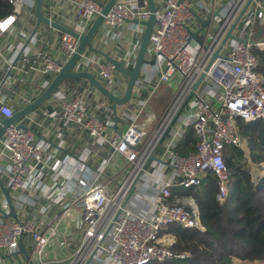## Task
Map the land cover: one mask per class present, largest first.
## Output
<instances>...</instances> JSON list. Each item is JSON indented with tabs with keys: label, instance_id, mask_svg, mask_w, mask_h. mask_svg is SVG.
I'll use <instances>...</instances> for the list:
<instances>
[{
	"label": "built area",
	"instance_id": "obj_1",
	"mask_svg": "<svg viewBox=\"0 0 264 264\" xmlns=\"http://www.w3.org/2000/svg\"><path fill=\"white\" fill-rule=\"evenodd\" d=\"M57 1L43 0L48 7ZM61 1L74 7L79 18L74 30L80 34L103 4ZM7 2L11 12L0 17V37L22 16L33 15L34 0ZM246 2L225 0L223 7L211 11L194 39L191 32L196 30L188 23L195 17L191 0H161L132 98L119 114L105 97L88 102L55 91L52 96L62 100L60 111H44L43 118L81 128L94 145L93 153L82 152L74 159L62 154L61 143L43 134L37 137L28 115L5 127L0 137V264H150L190 257L172 250L175 238L167 231L169 225L204 228L197 201L187 190L213 174L219 189L216 198L225 201L231 176L224 152L227 145L242 148L243 143L237 122L264 120V78L255 53L264 51V0H251L236 22ZM149 14L146 0H118L101 26L111 30L145 21ZM142 32L143 26L136 23L138 43L117 58L125 68L134 62ZM59 44L63 61L47 52L32 54L30 46L19 42L15 49L20 65L10 58L6 74L14 68L22 72L26 64L23 73L55 76L76 52L78 40L62 32ZM72 70L90 72L115 95H123L119 88L126 83L118 78L125 77L123 73L92 51L85 50ZM49 83L41 81L40 92ZM5 84L0 79V121L15 112ZM162 93L168 100L154 111V99ZM189 131L196 139L194 152L179 154ZM102 152L105 156L100 158ZM91 160L97 163L93 182L81 188L69 175L71 162L83 170ZM261 168L255 183L264 176V164ZM67 247L71 252H62Z\"/></svg>",
	"mask_w": 264,
	"mask_h": 264
},
{
	"label": "crops",
	"instance_id": "obj_2",
	"mask_svg": "<svg viewBox=\"0 0 264 264\" xmlns=\"http://www.w3.org/2000/svg\"><path fill=\"white\" fill-rule=\"evenodd\" d=\"M97 1L99 3H104L106 0ZM117 1L118 0H116V2ZM160 1L161 0H155V4L158 5ZM191 2L192 7H194L195 17L188 23L190 27L193 29L195 28L196 31L202 26L203 22L207 20L212 10L216 12L225 5V0H191ZM55 5V7H48L47 4L42 2L43 14L51 20L57 21L71 29H76L79 18L74 7L67 2L64 5L61 0H58ZM32 13L33 15L28 17L22 16V21H16L11 30L0 37V79H5L6 81L4 91L7 92L8 95L10 93L9 103L14 107V111L25 106L41 94V81L49 79L50 82L54 77L47 73L42 74L34 70L23 73L24 69H28V65L26 64H24V66L22 64V72L14 68L9 74H6V61L10 58L13 57L15 59L16 66L20 65V58H18V54H16V45L22 42L24 45L30 46L32 54L47 52L57 61L65 60V56L59 44V37L62 32L44 23L36 27L34 8L32 9ZM135 29V22H126L124 25L112 28L111 30L101 26L92 39V45L95 49V51L92 52L99 55L100 59L103 60H106V58L100 52L107 54L113 59L119 58L124 54L123 51L138 43L139 34L136 35L134 33ZM31 40L34 42H31ZM131 67L132 65H128L126 69H131ZM123 75L125 77L121 75L118 78L120 80H125L126 83L127 76L125 74ZM102 83L104 82L102 81ZM119 89L123 90L124 86L121 84ZM11 90L13 93H11ZM34 91L35 95L32 96ZM55 91L66 94L68 98L79 96L84 101L88 102H94L95 100L104 98L85 79L65 80ZM130 100L125 104L117 105L115 113L119 114L121 111L127 109ZM61 104L62 100L57 98L56 95H53L40 107L28 114L32 119L31 127L36 132L37 137L39 138L41 134H43L48 141L52 143H61L60 150L62 154L69 153L73 159L82 152L93 153L95 151L94 145L87 133L81 128L69 124L66 125L59 119L43 118L44 111L54 110L59 112ZM118 106L121 107L119 110ZM37 123H39L40 126H38ZM103 156H105V152L99 155L100 158ZM96 160L97 159H94V161ZM94 161L91 160L90 162H86L83 170L75 167L77 165L75 161L71 162L73 166L69 171V175L71 180L81 188H86L93 182L95 175L94 169L97 166V163Z\"/></svg>",
	"mask_w": 264,
	"mask_h": 264
},
{
	"label": "trees",
	"instance_id": "obj_3",
	"mask_svg": "<svg viewBox=\"0 0 264 264\" xmlns=\"http://www.w3.org/2000/svg\"><path fill=\"white\" fill-rule=\"evenodd\" d=\"M11 12L7 0H0V17ZM258 72L264 78V51L255 50ZM240 136L247 140L250 154L264 164V120L251 123L237 122ZM196 142L189 131L186 142L177 152L186 155L194 152ZM261 150L262 153L257 152ZM225 164L231 182L227 199L220 202L217 178L209 174L198 186L187 192L196 199L203 230L169 225L167 231L175 238L172 250L188 252V259L152 261L150 264H234L235 259L246 262H264V176L254 182L250 175L244 150L227 145Z\"/></svg>",
	"mask_w": 264,
	"mask_h": 264
},
{
	"label": "water",
	"instance_id": "obj_4",
	"mask_svg": "<svg viewBox=\"0 0 264 264\" xmlns=\"http://www.w3.org/2000/svg\"><path fill=\"white\" fill-rule=\"evenodd\" d=\"M148 5V10L150 12L149 17L145 21H137L134 20L135 23H139L143 26V32L141 35V39L139 41V45L136 51V55L134 58V62L132 64L131 69H126L123 64L117 60L113 59L112 57L108 56L107 54H104L100 52L107 61L111 62L114 65V68L117 72L123 73L127 76L126 84L124 87L123 95L118 96L115 95L113 92L108 90L104 84L92 73L87 71H73L72 68L75 64V62L78 60L79 56L85 51H95L93 45H92V39L96 32L99 30V28L102 25V21L104 18V15L109 11V9L112 7V5L116 2V0H106L102 4V8L100 13L97 15V17L93 20L92 24L88 28V30L85 33H78L74 29H71L70 27H67L61 23H58L57 21L49 19L47 16H45L42 12V2L43 0H34V13L36 16V27L44 23L46 25L52 26L55 29L68 33L72 36H74L78 40V46L76 49V52L71 55V57L62 65L61 70L55 74V76L51 79L48 86L41 92L40 95H38L35 99H33L31 102L26 104L25 106L17 109L13 116L11 118H4L0 121V137L2 136V133L6 126H8L11 123L18 122L21 118L28 115L30 112L35 110L36 108L40 107L47 99H49L52 94L55 92V90L59 87V85L65 81V80H72V79H85L99 94H101L103 97L108 99L111 102L112 110L116 111L117 105H122L132 98L133 89L135 86V83L139 77L140 69L142 63L145 62V54L148 47L149 37L151 34V31L153 29V26L155 24V11H156V4L155 0H146ZM251 0H247L245 5L243 6L239 16L237 17L236 22L240 18L241 14L244 12L246 7L248 6L249 2ZM206 21L203 22L202 26L198 31L191 32V35L194 39H197L198 33L205 27ZM235 24H233L228 31L226 37L231 36V30L234 28ZM260 32V29L258 30ZM217 53L214 54L216 56ZM202 78V75L200 79ZM19 127H25L21 123L17 124ZM3 191L4 196L9 201L8 198V191L1 188ZM10 216H14L13 209L11 208ZM21 251L24 253L25 251L21 249Z\"/></svg>",
	"mask_w": 264,
	"mask_h": 264
},
{
	"label": "rangeland",
	"instance_id": "obj_5",
	"mask_svg": "<svg viewBox=\"0 0 264 264\" xmlns=\"http://www.w3.org/2000/svg\"><path fill=\"white\" fill-rule=\"evenodd\" d=\"M199 37L202 38V35L200 34ZM167 100H168V96L166 94H164V93H162L158 98H155L154 99V105H153V106H155L154 111L161 110L165 106V103L167 102ZM120 108L121 107L118 106V110ZM242 148L244 149V158L246 159L245 163L248 166L250 175L252 177L254 176V179L252 178V180L256 181L257 177L255 176V174L256 175H261L263 173L262 168H261L263 166V162L255 161L253 159L252 155L250 154V149H249V146H248V143H247L246 139H243ZM257 153L261 154L262 151L259 150ZM121 180H122V178L118 179V181H121ZM74 208L75 207L71 208L70 211H69L71 213V215H74ZM74 228H75V225H73V229ZM55 249L57 251L59 250L58 248H55ZM66 250L68 252H71L72 248L71 247H67L66 249H63L62 252H65ZM234 263L235 264H264L263 261L246 262V261H241V260H238V259H235Z\"/></svg>",
	"mask_w": 264,
	"mask_h": 264
}]
</instances>
